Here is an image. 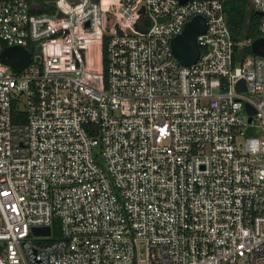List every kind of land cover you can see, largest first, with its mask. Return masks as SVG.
Segmentation results:
<instances>
[{
    "label": "built area",
    "instance_id": "obj_1",
    "mask_svg": "<svg viewBox=\"0 0 264 264\" xmlns=\"http://www.w3.org/2000/svg\"><path fill=\"white\" fill-rule=\"evenodd\" d=\"M224 1L0 0L30 53L0 60V264H264V56L233 63Z\"/></svg>",
    "mask_w": 264,
    "mask_h": 264
},
{
    "label": "water",
    "instance_id": "obj_2",
    "mask_svg": "<svg viewBox=\"0 0 264 264\" xmlns=\"http://www.w3.org/2000/svg\"><path fill=\"white\" fill-rule=\"evenodd\" d=\"M255 14L261 15L260 12H255ZM205 29L206 24L204 18L201 15H195L184 24L180 34L172 38L171 49L174 57L180 64L190 65L197 60L199 48L196 43V36L204 32ZM250 52L259 56H264V37L252 41ZM0 60L14 70L19 71L28 64L30 53L20 46L4 47L0 50ZM242 85L243 82L240 81L237 84V88H240ZM242 88L244 89L243 86ZM247 108L252 112L249 106H247ZM32 233L35 235L48 234L49 227H33Z\"/></svg>",
    "mask_w": 264,
    "mask_h": 264
},
{
    "label": "trees",
    "instance_id": "obj_3",
    "mask_svg": "<svg viewBox=\"0 0 264 264\" xmlns=\"http://www.w3.org/2000/svg\"><path fill=\"white\" fill-rule=\"evenodd\" d=\"M223 10L234 41H239L241 38L257 39L259 16L249 7L248 0H226L223 3ZM0 47L3 48L4 45L0 43ZM250 53L249 47H234L233 63H237Z\"/></svg>",
    "mask_w": 264,
    "mask_h": 264
},
{
    "label": "rangeland",
    "instance_id": "obj_4",
    "mask_svg": "<svg viewBox=\"0 0 264 264\" xmlns=\"http://www.w3.org/2000/svg\"><path fill=\"white\" fill-rule=\"evenodd\" d=\"M241 39H244V38H241ZM241 39H240V40H241Z\"/></svg>",
    "mask_w": 264,
    "mask_h": 264
}]
</instances>
